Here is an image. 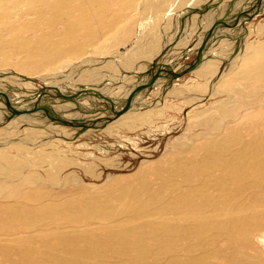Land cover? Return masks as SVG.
Instances as JSON below:
<instances>
[{
  "label": "bare ground",
  "instance_id": "obj_1",
  "mask_svg": "<svg viewBox=\"0 0 264 264\" xmlns=\"http://www.w3.org/2000/svg\"><path fill=\"white\" fill-rule=\"evenodd\" d=\"M202 1L204 0H153L155 9L151 17L152 20L147 21L144 19L141 22L140 31L137 35L139 41L137 44H141L140 47L138 46L141 52L140 59L142 60V58L145 57L146 61L151 63L154 58H157V65L160 66V63L163 61L162 56L166 53L163 63L172 65L174 71H176L185 66H182L179 61L183 56H188L193 52H197L203 45L200 62H198L196 68L189 73H196L201 76L200 78L203 81L208 74L210 77L206 79L205 83L201 82L197 84L196 93L205 94L212 84H217L216 87H223L225 81L229 77L232 79L250 77L255 80L264 81V40L261 39L264 34V23H260L255 32L250 27L252 22L247 21L250 23L247 26L245 22L243 28L247 30L246 35L240 39L236 37L237 32H235L238 27L232 28L226 26L235 19L237 15L229 18H227V16L226 19L220 20L225 13L224 11L230 9L227 7L228 4L226 1L228 0H222L220 5H218V9H216L218 2L214 0L213 4H209L215 6L213 8L211 7L210 16L213 19H215V17L219 18L218 21H223L225 24H219L217 21L212 25L210 21H207L208 24L211 25V28L214 27V31L207 40L205 37L211 28L208 29L207 32H201L199 24H195L197 14L201 12L199 9L203 8L202 6L199 7L197 4ZM237 2V5H240L244 0H236L235 3ZM209 3H211V1H209ZM112 4L120 5L123 10L122 16L118 14L117 9L113 8ZM185 4H187L186 7L188 9L183 8ZM248 4L249 1L246 0L242 7L245 8ZM151 5L152 4H149V6ZM234 5L230 10L237 8V5ZM14 6H21L28 10L40 9V13L37 17L29 19L27 22L12 23L15 28L11 39L8 41L3 40L0 32V48L8 47L10 49L19 50L24 52L29 58L32 57L33 60L32 62H21L19 64L20 69L27 75L22 73L19 74L16 71H8L6 69L0 70V79L4 78L5 80V77H7V79H19L20 77L30 81L26 83L29 88H26L24 92L28 97L21 96L12 99L9 97L10 94L7 93L8 91H4L5 93L0 92L6 95L14 107L22 110L20 114L10 120L18 119V121H8L6 125L3 124L4 122L2 120H5L8 114L6 117L4 116V119H0V135L4 132V134H7L6 132L9 127L15 124H18L17 126H23L24 123H29L30 126L33 125L34 121H37L35 117L40 120L44 118L41 121L42 123L43 121H47L48 117L42 115V113L45 112L41 111V108L44 102L42 99H45V97L49 98V95L50 97L64 101H74L72 99L69 100L57 96V90L53 88L55 86L45 85L42 82V78L31 77L29 74L30 72L36 70L46 72L49 63L46 62L45 59L54 57L65 45H73L83 36H104L106 33L117 31L120 27L121 18L131 20V18L128 17L130 14L127 15V13L131 9L132 11L136 9L133 0H111V5L109 0H0V22L9 20L12 13H14V9L16 10ZM180 10H182L180 12L181 14L179 13ZM222 11L224 13H222ZM241 11H243V9H241ZM263 12L264 4L261 13ZM63 17H68L70 19L69 22H63ZM156 17L159 18L156 19ZM184 17L186 18V20H184L185 22L181 23L179 29L177 26L174 30L172 26L181 18L184 19ZM61 22V26H64V31L61 35L65 36L63 38L67 39L59 42L53 40L52 37L55 35L56 26ZM191 22H193V26L190 25ZM204 22H206V19H201L199 23L203 26L205 24ZM188 23H190L189 26H191V28H189L192 29V31L187 28ZM162 24L163 26L161 27ZM239 25H241V20L239 21ZM42 26L48 29L45 33L46 38L44 40L30 39L24 34L25 30L30 29L34 31L42 28ZM201 30L203 31L204 29L202 28ZM174 31L176 38L172 44L169 43V45L165 43L167 42V35L168 37L173 36ZM166 32L168 33L165 37ZM231 33H234V35H231ZM126 38L127 36L120 37L119 44L125 45L127 42ZM226 40H229V43L235 42L233 54L232 56L228 54L230 57V59L228 57V60L227 50L225 48L228 42H225V47L220 45ZM204 41L206 42L203 44ZM129 46L128 44L121 48L125 49ZM121 48H118L116 52L121 54V50H119ZM229 49H232V47ZM85 51L86 49L82 48L78 56L80 57ZM160 53L162 55L158 58ZM40 57L41 61L39 60ZM138 60L139 59H135V62H138ZM160 60L162 61L159 63ZM126 61L127 63L129 62L128 60ZM148 63H137L139 66H137L136 69H143L141 71L143 72L149 67ZM136 69L133 72H127V75L131 74L136 77L135 88L137 85L147 82L150 78L149 75L141 76V72L136 71ZM156 69H158V67ZM82 74L84 75V73ZM86 74L87 73H85L84 76H86ZM162 74L166 75V77L159 76L153 83L154 86L162 87L161 91L158 92L160 94L155 103L148 104L146 102L145 97L147 96V89H144L133 98L131 108L114 119L111 112L98 110L103 100L91 93L85 95L81 94V96L74 101L78 109L90 115L89 117L91 119L85 117L87 119L84 122H74L73 117L79 114H77V109L76 113H68L72 105L74 106L72 103L62 106H58L60 104L48 105L50 107H46L47 109L55 108L57 111L58 109H64V115H62L63 113H61V111H58L61 113V119H58L59 117L55 118L56 120L58 119L55 123L59 122L67 126H62L60 124L54 125V122L49 120V123H53L49 125L45 124L49 132L48 137L52 139L57 137L55 139L59 140L54 139V141H48V143L44 145L53 144L55 146L57 145L56 142L60 144L64 142L66 146L69 147L71 144L70 142H72L70 138H73L82 128H84L86 134L98 131L100 134L108 133L115 135L116 138L122 137L121 133H125L126 131H135L140 128V126H149L160 121V119L165 116L163 108L165 101L163 100L170 96L177 97L176 95H178L179 89V87L166 86L168 84L169 75L167 73ZM89 75L91 76L92 74L89 73ZM94 77H96L95 74ZM90 82L93 81H89V83ZM8 83H10L9 80ZM32 83L41 86L35 87V85L32 86ZM11 85L13 86V84ZM105 85L104 82L99 86L97 85L99 89L88 84L83 85V87H88L89 89H95L96 91L104 93L106 96L113 99L117 109H121L125 105V100L131 92L129 91L130 93H127L128 91L126 90L119 91L118 88L117 90H112L111 88L110 90H112V92H108L105 91L107 89L104 87ZM122 87L126 88L127 85ZM187 87L190 88V86ZM57 88L65 94L80 91L79 89H74V91L72 89V92H63L61 87ZM2 89L4 88L0 87V91ZM68 89L70 88L68 87ZM42 90H47L49 92L48 95H43L40 98L39 93ZM30 91H33V96L29 93ZM190 95L191 94H187L185 103H191V100L197 98L199 94L192 95L195 97ZM80 99L81 102L82 100L90 101L92 107L86 110L83 108V102L81 103ZM0 102V108H4L3 106L6 104L4 98L1 96ZM86 103L87 102H85V104ZM192 103L196 102L194 101ZM225 107L224 103H219L216 106V110L221 116L225 114L229 115V110ZM39 110L41 111L40 113L38 112ZM27 114L29 116H25ZM49 115H51L54 120L55 115H53L51 110H49ZM83 116L85 115L83 114ZM1 117L3 116L1 115L0 118ZM20 117L21 119H19ZM21 123L23 124L21 125ZM37 123L40 122L38 121ZM244 125L231 126L227 131H224L219 122L213 127V129H216L215 136L199 138L198 142L195 141L192 143L189 149H185L187 151L180 153L181 156L175 158L173 161L169 160L166 154L157 160L154 165H149L148 170L139 171L134 176L137 181L136 184L130 183L124 186L116 185V187L112 188L111 191L118 199L117 202H101L99 200L93 201L90 199L84 201L83 204L80 205L74 204V198L60 200L48 198L53 196L52 192L55 190L47 186L46 183L40 182L41 180H45L41 172L37 169L25 172V170L30 167H38L37 165L40 164L42 157L39 160L35 155L38 156V153L42 152L41 150H36V152L28 146L24 147L22 141L20 144L19 142H14V139L12 142L14 144L11 143V145H6L7 142H5L6 144L4 147H0V175L4 176L5 171H11V175L8 174V177L15 176L19 178V184L27 182L29 185L19 186V184H14L9 188L0 189V193L5 195L4 199L6 200L5 205L0 207V229L7 231V229L11 228L12 223H17V220L21 221L22 226L34 228L40 226L39 224L42 220L44 221V219L47 220L48 223L57 221L63 217L77 221L84 217H102L113 212L119 213L124 218L135 217L146 219L153 215L156 216L153 220H145L138 225L131 223H129L130 225H117L108 228L107 233H102L105 228H99L93 234L70 235L64 233L54 237L44 236L41 240L45 243L53 242L58 246L79 244L80 248L76 251L85 255L106 256V253H110L116 258L130 256V259L135 260H155L164 257L168 251H171L172 254L169 257L173 262L170 264H178L179 256L176 253L181 250L191 253L194 256V264H199L201 263L200 259H204L209 249L206 245H214L216 243L218 244L220 241H224L227 244L226 248L229 252L226 250L222 252L216 245V264H264V253L250 256L238 252V243L254 246V238L264 230V221L262 220L264 214L258 211V207L264 206V120L256 122L251 126ZM35 127L38 128L33 127V129L30 130V127L28 131L33 133L28 137H30L29 139H33L34 142L44 134V128H39V124H36ZM96 127H99L98 130ZM93 128H96V131ZM38 133L41 135H35ZM57 133L64 134L61 136L63 138L58 137ZM45 134L48 133L46 132ZM50 138L49 140H51ZM46 139L48 140L47 137ZM26 140L24 141L26 142ZM40 142H44V140ZM185 147L184 145L180 146V149ZM14 148L19 150V153H14ZM176 152H173V155ZM6 166L8 167L7 169ZM55 170H59V168H55L54 171ZM50 176V181H54L56 185L57 179L52 178L51 174ZM68 180L61 183V190H65L67 183H69ZM32 182H35V184ZM249 198L252 199L247 202ZM170 213L171 219L168 215H165ZM137 227H139V229ZM142 232L145 235H149L152 241L142 238ZM262 240L264 242V236ZM16 249L17 248L1 249L2 254L0 255L11 262L6 264L16 262V260H14L16 253H18ZM102 252L106 253L104 254ZM19 255L21 257L28 256L26 252H19ZM28 259H34L36 263L32 262L33 264H46L49 261L50 264H60L58 258L46 255H39L37 257L30 255Z\"/></svg>",
  "mask_w": 264,
  "mask_h": 264
},
{
  "label": "rangeland",
  "instance_id": "obj_2",
  "mask_svg": "<svg viewBox=\"0 0 264 264\" xmlns=\"http://www.w3.org/2000/svg\"><path fill=\"white\" fill-rule=\"evenodd\" d=\"M133 1L135 3L136 9L134 11H132L131 9L127 13V15L130 14L128 17L131 18V20H127V18H121L120 27L117 31L106 33L104 36L86 35L80 38L79 41H76L75 44L73 45H69V44L65 45L62 48V50L59 53H57L54 57L45 59V61L49 63L48 68L46 69L47 71L43 70L46 72L36 70L34 72L29 73L31 77H40L42 78V82L45 85L61 87V90L63 92H72V89L73 91L74 89L81 90L82 89L81 87H83V85L86 84L92 85L96 89H99L98 86L103 82L106 84L104 87L107 88L106 90L104 89L105 91L112 92V90L114 89L117 90L118 88L119 91L126 90L128 91L127 93L132 92L131 90L135 88L134 86L136 82V77L131 74L127 75L128 74L127 72L135 71L137 66H139L137 65V63L138 64L144 63L143 61L145 58V57L142 58V60L140 59L141 52L139 47L141 46V44L140 43L137 44L139 42L137 35L138 32L140 31L139 28L141 26V22L144 19H146L147 21L152 20L151 17L155 9L153 0H133ZM209 1H211V3H209ZM215 1L218 2L216 5V9H218L219 8L218 5H220L222 0H215ZM235 1L236 0H230V1L228 0V2L226 1L228 4L227 7L231 9L234 4H235L234 6H236L238 2L235 3ZM247 1H249V4L245 8L242 7L245 2H242L240 5H237L236 6L237 8L234 10L226 9L224 11L226 14L222 11L224 15H222L220 20L226 19L227 16H228L227 18H229L234 15H237L238 13L241 12V9H243L244 11L248 9L251 4H254L255 2V0H247ZM109 2L111 5V0H109ZM213 3L214 0H204L202 2H199V4L197 5L199 7L201 6L204 7L205 5L211 7V5L209 4H213ZM149 4L152 5L149 6ZM187 4H185L183 8L188 9L186 7ZM263 4H264V0H263ZM112 6L113 8L117 9L118 14L120 16L123 15V10L120 7V5L112 4ZM14 8H16V10L14 9V13H12L9 20L7 21L3 20L2 22H0V32L4 41H8L11 39V36L15 28V26L12 25V23L27 22L29 19H34L35 17H37V15L40 13V9L28 10L26 8H22L21 6H14ZM181 11L182 10H180L179 13ZM63 18H64L63 22H69L70 20L68 17H63ZM157 18L159 17H156V19ZM197 19L195 21V24L197 25L199 24L200 31L207 32V30L211 28V25L208 24L207 21H210V23H212L213 25L218 21L219 18L216 17L215 19L211 18L210 10H209L202 14L198 13ZM201 19H206V22H204L205 24L203 26L202 24L199 23ZM184 20H186L185 17L184 19L181 18L179 21L176 20L177 22L174 26H172V28L175 30L176 27L178 26L179 29L181 23L185 22ZM251 22L252 24L246 22V26L250 24L251 29L256 32L258 25L260 23H264V12L258 14L257 16H254ZM189 24L190 23H188L187 28L189 27L191 28V26H193V22H191L190 24L191 26H189ZM61 25L62 22L58 24V26H56L55 35L52 37L53 40L59 42L61 40L67 39V38H63L65 36L61 35L64 31V26ZM162 26L163 24L161 25V27ZM237 27H238L236 28L237 30H235V32H237L236 37H239L241 39L246 35L247 30H245L241 25H238ZM202 28L204 29L203 31L201 30ZM47 31L48 29L42 26V28L34 31L30 29L25 30L24 34L26 35L27 38L30 39L44 40L46 38L45 33ZM190 31H192V29H190ZM167 33L168 32H166L165 37ZM173 34L174 35L171 37H168L167 35L166 38L167 42L165 43L172 44V42L176 38L175 31L173 32ZM231 35H234V33H231ZM122 36H127L126 44L130 45L125 49H122L121 47L127 46L126 44L125 45L119 44V38ZM179 37L182 38L181 36ZM261 39L264 40V34ZM228 41L229 40H226L224 41V43L220 44L222 47L226 46L225 48L227 50L226 51L227 60L229 56H232L233 47L235 45L234 41L233 43H229ZM225 42L226 43L228 42L230 45L228 43L226 44ZM224 44L226 45L224 46ZM227 46L229 48L232 47V49H229ZM82 48L86 49V51L84 52V54H82L79 57L78 53ZM118 48H121L119 49L121 50V54L116 52ZM165 54L164 56H162L163 61L162 60L159 61V63L162 61L160 64L164 62L166 57ZM184 57L185 56H183V59L179 60L182 66L193 61L197 57V52H193L192 54L188 55L186 58ZM134 58L139 59L138 62H135ZM39 60L41 61V57L39 58ZM126 60H128L129 62L127 63ZM32 61H33L32 57L29 58L27 55L24 54V52L15 49H10L8 47L0 48V70L6 69L8 71H16L19 74L20 73L26 74L25 72H23V70L20 69L19 64L21 62H32ZM142 70L143 69L141 70L136 69V71L138 72H141ZM82 73H84V75L85 73H87L88 76L87 74L86 76H84ZM89 73L92 75L90 76ZM94 74L96 77H94ZM160 76L166 77V75H163L162 73L160 74ZM200 77L201 76L192 72V73H185L181 77L173 80L172 86L179 87L177 93L178 95H176L177 97L170 96L163 100L165 101V104H163L165 116L155 124L144 126L145 128L140 126V128L136 129L135 131H126L125 133H121L122 137H116V138L115 135L112 134H108V133L100 134L98 131H96V128L98 130L99 127H96L93 128L96 132L90 134H86V132H83L77 135L76 137L73 138L71 137L70 139L72 140L70 141L72 142H70L71 144L69 147H67L64 142L63 144H60L59 142L56 141L55 142L57 145L55 146L53 144L44 145L45 143H48V141L52 142L54 141L55 138H57L55 137L52 139L48 137L49 132L47 129V125L53 122L54 125L55 124L59 125L60 124L59 122L57 123L55 122L58 119H61L60 117L61 113H63L62 115H64L65 113L63 111L64 109H58V111H61L60 113L55 108H53L54 110L52 108H48L49 110L52 111L53 115H55L53 120V117L49 115V110L46 107H50L48 105L60 104L58 106H62L68 103L74 104V106L72 105V107L68 112L71 114L72 112L76 113L78 110L77 112V114L79 113L78 116L73 117L74 122H84L87 118L91 119L89 117L90 115L85 114L83 110L78 109L74 101H64L58 98L50 97L49 95V98L45 97V99H42L44 100L42 107L44 110L41 108V111L45 112L42 113V115L47 116L49 119L47 118V121H43L42 123L41 121L44 118H41L40 120L39 118L35 117L36 118L35 120L37 121H34V124L31 126L29 125V123L28 124L24 123L23 126H17L18 124H15L17 127L15 125L9 127L8 131L6 132L7 134H4L5 133L4 132L2 133V135H0V143L2 144V145L0 144V147L1 146L4 147V145L6 144L5 142H7L6 145H11V143L15 140L14 142L16 143L19 142V144L22 141V145L24 144L23 145L24 147L28 146L30 149L34 151L36 150L42 151L38 153V156L35 155L39 160L42 157L41 159L42 162L40 160V164L37 165L38 167L37 168L30 167L27 170H25V172L35 169L41 172L43 178L46 181L41 180L40 182L46 183L47 186L55 190L54 192H52L53 196L48 197L50 199L60 200V199L74 198L73 201L75 205L83 204L84 201H88L90 199H92L93 201L99 200L101 202H107V201L117 202L118 199L116 198L115 194L111 191L112 188L116 187V185L124 186L130 183L136 184L137 181L134 176L139 171L148 170L149 165L151 164L154 165L155 162H157V160H159L166 154L169 157V160L173 161L175 160V158L181 156L180 153H182L183 151L184 152L187 151L185 149H189L192 143H194L195 141L198 142L199 138L215 136L216 129H213L215 124L217 125L220 122L223 127V130L227 131L231 126L233 127L236 125H244V124H245L244 126H251L256 122H260L264 120V81L255 80L250 77H246L243 79H239V78L232 79L229 77L225 81L223 87H216L217 84H212L207 89L205 94L203 93L200 94L195 92V90L197 89V84L201 82L205 83L206 79H208L210 75L208 74L204 81L201 80ZM5 78H6L5 80L4 78L0 79V87L4 88L0 92L8 91L7 93L10 94L9 97H11L12 99L21 96L28 97L27 95H25L24 92L26 88H29V86L26 85V83L30 81H27L20 77H19L20 80L13 78L7 79V77ZM8 80L10 83H8ZM89 81H93V82L89 83ZM11 84H13V86ZM34 85L35 87L41 86L32 83V86ZM124 85H127V87L126 88L122 87ZM187 86H190V88ZM68 87L70 89H68ZM111 88L112 90H110ZM153 88L154 89H152L145 97L146 102L148 104H153L157 101V97L160 94L158 92H160L162 89V87L160 86H155ZM182 90L185 91L186 93L183 92ZM29 93L32 94L33 96V91H30ZM187 94H191L190 96L194 94L195 95L199 94L197 98H194L197 100L194 99L191 100L192 102L195 101L196 103H192V102L185 103L187 99ZM82 102L81 103L83 105V108H85L86 110L92 107L90 101L82 100ZM85 102L87 103L85 104ZM219 103L225 104L226 106L225 108L229 110V115L228 114H225L223 116L220 115V113L216 110V106ZM3 107L4 108H0V116L1 115L3 116L0 119H4V116L6 117L7 114H10L9 112L10 107L7 105H4ZM100 107H104V105L101 104ZM41 111L39 110L38 112L40 113ZM83 114L85 116H83ZM25 116H29V115L27 114ZM55 118L58 119L56 120ZM19 119H21V117ZM49 120L53 122L49 123L48 122ZM2 121L4 122L3 124L6 125V122L4 120ZM15 121H18V119L12 120L10 122H15ZM38 121L40 123H37ZM35 122L37 125L39 124V128L41 127L42 129L44 128L43 129L44 134H42V136L40 137L41 139L38 138L39 140L36 139L37 141L35 140L34 142L33 139H29L30 137H28L33 133L28 131L30 127H31L30 130H32L33 127L38 128L35 127L36 125ZM22 124L23 123H21V125ZM60 125L67 126L65 124H60ZM46 132L48 134H45ZM57 134L58 137L63 138L61 136H63L64 134L63 135L62 133L60 134L57 133ZM35 135L40 136L41 134L38 133ZM46 137L48 138V140L46 139ZM49 138L51 140H49ZM8 139L10 142L8 141ZM24 140H26V142ZM43 140L44 142H40ZM55 140H59V139H55ZM30 144L31 145L33 144L32 147ZM183 145L186 147L180 149V146ZM16 152L19 153V150L14 148V153ZM173 152L176 153L173 155ZM7 168L8 167L6 166V169ZM53 168L54 169L59 168V170L54 171ZM8 174L11 175V171H5L4 176L0 175V184H1L0 189L9 188L14 184H19V178L15 176L8 177ZM50 174L52 175V178L57 179L56 185L54 181H50L51 178ZM66 180H68L69 183H67L65 190H61L62 188L61 183L66 182ZM32 183L35 184V182ZM28 185L29 183L27 182L19 184V186H28ZM4 197L5 195L3 193H0V207L4 206L6 203ZM251 199L252 198L247 199V202L250 201ZM258 211L264 214V206L262 205L261 207H258ZM165 215H168L170 219L172 218L170 216L171 213ZM154 218H156V216L153 215H151L146 219L135 218V217L124 218L119 213L113 212L104 215L102 217H96V218L84 217L77 221H73L63 217L57 221H52L51 223H48L47 220L44 219V221L42 220V222L39 224L40 226L34 228H28L27 226L24 225L22 226L21 221L17 220L16 221L17 223L16 224L12 223L11 228L7 229V231L0 229V254H2L1 249L17 248L16 251H18V253H16V256L14 257L15 258L14 260H16V262L12 264L36 263L34 259H28L30 255H32L33 257H37L39 255L56 257L59 259L60 264H64V263L67 264H170L173 262V260H170L169 257L172 254L171 251H168L164 257L159 259L135 260V259H130L131 258L130 256H127L125 258H116L112 254L106 252H102L104 254L106 253V256L85 255L78 253L76 251L78 248H80L79 244L58 246L55 245L53 242L45 243L41 240L42 237L44 236L54 237V236H58V234H64V233L70 235L93 234L99 228H105V230H103L102 233H107L108 228L110 227H114L122 224L123 225L129 224V223L138 225L145 220L150 221L153 220ZM262 220L264 221V217ZM137 228L139 229V227ZM142 236H143L142 238H144L145 240L148 241L151 240V237L149 235L143 234V232H142ZM263 236H264V230L262 231V233L258 234L254 238L255 239L254 246H249L245 243H238L239 245L238 252H240L243 255L246 254L250 256H254L258 254L260 255L264 253V242L262 240ZM216 245L220 248L222 252L225 250L229 252V250L226 248L227 244L224 241H220L218 244L216 243L214 245H206L207 247H209V249L204 259L203 260L200 259L201 263L199 264H216ZM19 252H26L28 256L21 257L19 255ZM176 254H178L179 256L177 262L178 264H194V256L191 253L185 250H181L178 251ZM6 263H11V262L4 259L0 255V264H6ZM46 264H50V261Z\"/></svg>",
  "mask_w": 264,
  "mask_h": 264
},
{
  "label": "water",
  "instance_id": "obj_3",
  "mask_svg": "<svg viewBox=\"0 0 264 264\" xmlns=\"http://www.w3.org/2000/svg\"><path fill=\"white\" fill-rule=\"evenodd\" d=\"M211 7H214L213 5ZM211 7H209L208 5H205L202 9H199L200 14L201 13H205L207 11H209L211 9ZM263 9V0H255L254 4H251L250 7L244 11H241L240 13L237 14L236 18L233 19L228 25H226L227 27H232V28H236L239 25V21L241 20V25L244 26L245 22L247 21H251L252 18L255 15H258L262 12ZM219 24H225V22L220 21L218 22ZM214 31V27H212L205 39H209V37L211 36L212 32ZM206 41L203 42V44ZM202 51H203V45L197 50V57L187 63V65H185L183 68L174 71L172 65L168 64V63H162L160 64V66L157 65L156 60H158L157 58H154L153 61L150 63L149 61L144 60L143 62H149V67L140 73L141 76L144 75H149L150 78L147 82L143 83V84H139L136 86V88L128 95V97L125 100V105L121 108V109H117L115 106V103L113 101L112 98L106 96L104 93H101L100 91H96L95 89H89L88 87H81L82 89L76 93H71V94H65L62 93L57 87H53L57 90L56 94L57 96H61L65 99H72V100H77L78 97L81 96V94L85 95L88 93H91L95 96H97L99 99L103 100V103L105 106L104 107H100V110L102 111H108L111 112V114H113V119L117 118L119 115L127 112L132 105L133 102V98L140 93L141 91H143L144 89H147V94L153 89L154 86V81L156 80L157 77L160 76L161 73H167L169 75V80H168V84L166 86H172L173 80L176 78L181 77L182 75H184L185 73H189L191 72L193 69L196 68V65L198 62H200L201 56H202ZM162 55V54H161ZM161 55H158V58H160ZM187 56H185L184 58H186ZM183 59V58H182ZM158 67V69H156ZM50 89V88H49ZM47 90H42L39 94L40 98L43 95H48ZM0 96L4 98L5 103L7 106L10 107L9 112L10 114L7 115V117L5 118V122L10 121L12 118H14L16 115L20 114L22 110L14 107L10 101L8 100V98L6 97V95L4 93H0ZM36 107V106H35ZM34 107V109H35ZM95 110V109H94ZM99 110V109H98ZM31 111V110H29ZM109 120V119H108ZM91 126V125H90ZM88 126V127H90ZM83 127V126H82ZM84 132V128H82L78 134H76L74 137H76L77 135L81 134Z\"/></svg>",
  "mask_w": 264,
  "mask_h": 264
},
{
  "label": "crops",
  "instance_id": "obj_4",
  "mask_svg": "<svg viewBox=\"0 0 264 264\" xmlns=\"http://www.w3.org/2000/svg\"><path fill=\"white\" fill-rule=\"evenodd\" d=\"M226 1V0H225ZM228 2V1H227ZM245 2V1H244Z\"/></svg>",
  "mask_w": 264,
  "mask_h": 264
}]
</instances>
